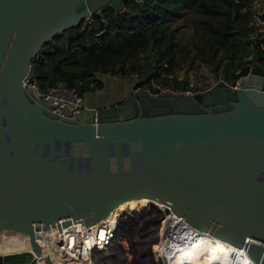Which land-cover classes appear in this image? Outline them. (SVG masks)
I'll list each match as a JSON object with an SVG mask.
<instances>
[{"label":"water","instance_id":"1","mask_svg":"<svg viewBox=\"0 0 264 264\" xmlns=\"http://www.w3.org/2000/svg\"><path fill=\"white\" fill-rule=\"evenodd\" d=\"M126 1L0 0V264H33L34 231L90 226L140 199L264 264L263 66L193 95L134 90L93 125L23 92L48 42ZM254 15L264 23V0Z\"/></svg>","mask_w":264,"mask_h":264},{"label":"trees","instance_id":"2","mask_svg":"<svg viewBox=\"0 0 264 264\" xmlns=\"http://www.w3.org/2000/svg\"><path fill=\"white\" fill-rule=\"evenodd\" d=\"M254 1L127 0L121 12L104 9L48 42L31 64L32 82L40 90L65 82L84 96L103 87L102 77L135 76L139 80L134 79L133 90L159 93L150 84L155 78L170 91L166 95L197 93L173 70L181 62L197 59L214 72L222 68L225 83L235 86L243 67L254 63L264 67V28L254 27L253 17L247 16ZM190 11L202 16L194 24V52L176 39L171 28L172 21ZM249 24L256 30L254 38ZM244 50L252 51L248 61ZM149 204L130 206L120 216L116 212L120 218L116 237L105 250L93 254V264H162L156 252L160 253L159 230L167 211Z\"/></svg>","mask_w":264,"mask_h":264},{"label":"built area","instance_id":"3","mask_svg":"<svg viewBox=\"0 0 264 264\" xmlns=\"http://www.w3.org/2000/svg\"><path fill=\"white\" fill-rule=\"evenodd\" d=\"M260 4L261 0H255L253 3L255 6H259ZM254 13L253 26L256 28H264V23H261L255 17ZM237 74L239 75V72ZM22 90L36 104L50 111L58 119L75 121L79 124L93 125L98 123L96 111L93 112L90 122L83 121V96L78 93L76 88L70 87L65 82H58L46 90H40L32 81L24 79L22 82ZM157 207L162 211H167V215L161 224L164 227L162 237L164 236V241L169 243L172 224L175 223L177 218L181 219L183 217L173 213L167 207ZM119 219L106 218L90 226H86L80 221H74L70 227L61 231L58 228L34 231V237L38 244L40 254L35 258L33 264H93V254L97 251L105 250L113 241V232L117 227ZM180 231H183L182 228ZM184 245L185 248L182 251L187 250L188 241ZM157 254L160 256L162 264H169V258L165 254ZM215 264L256 263L249 256L245 248L230 245L227 252Z\"/></svg>","mask_w":264,"mask_h":264},{"label":"bare ground","instance_id":"4","mask_svg":"<svg viewBox=\"0 0 264 264\" xmlns=\"http://www.w3.org/2000/svg\"><path fill=\"white\" fill-rule=\"evenodd\" d=\"M144 202L151 203L148 199L125 202L112 211L106 218H118L128 207L133 205H137L136 207H138ZM117 211H119V216H116ZM181 228L183 231H180ZM161 231L164 232V227ZM164 240L163 236L160 241L159 252L169 258V264H215L230 247L228 243L193 227L184 218H177L175 223L172 224L169 237L170 242L166 243ZM186 241H188L187 250L182 251L185 248L184 244ZM175 249H177L176 252Z\"/></svg>","mask_w":264,"mask_h":264},{"label":"rangeland","instance_id":"5","mask_svg":"<svg viewBox=\"0 0 264 264\" xmlns=\"http://www.w3.org/2000/svg\"><path fill=\"white\" fill-rule=\"evenodd\" d=\"M260 10H261V4L259 6L253 5V8L248 12L247 16L253 17V12H259ZM200 18H202V16L190 11L186 14V16L184 18L175 19L174 21L171 22V28L175 31L176 39L178 41L186 44L187 47L191 50V52H194L193 47H192V43L197 41L196 38L194 37V24H199ZM85 22L86 21L82 22L81 24H84ZM250 26H252V24L251 25L249 24L248 27L250 28ZM250 30H251L250 31V38H254L256 30H253L251 28H250ZM260 31L262 32L263 29H261ZM53 40H54V38L52 39V41ZM262 46L264 48V43H262ZM175 50H177V49H175ZM242 54L244 56L245 61H248L252 58V51L251 50H244L242 52ZM176 57L178 58V60L180 62V55H179L178 51L176 52ZM173 70H174V76L178 80L186 79L188 82V87L192 88L193 90L198 91L197 93L205 92V91L209 90L210 88H212L213 86H215L216 84L225 83V81L223 79V75L221 73L222 68H219L217 72H214V71H212L210 66H208L207 64L199 62L197 59H194L191 62L190 61L181 62V63H179L178 66L174 67ZM162 73L163 72L161 71L160 74H162ZM169 77L171 78L172 76H169ZM102 78H101V81H102ZM134 79H137V81L139 80L135 76H134ZM134 79H127V80L135 82ZM150 84L153 88H155V90H157V89L159 90V93H157V94H153L154 92H152V91L150 92L149 90H147L152 95L164 96V95H166L167 92H170V91L165 89L162 81H160L159 79H157V80H155V78L152 79V82ZM160 92H162V93L160 94ZM183 93L188 94V95L196 94V93H192L189 91L183 92ZM150 205H152V203H150L147 207H149ZM146 208H142V209H146ZM128 209H130V208H128ZM127 213H129V212H127ZM126 214L124 216H122L121 218L125 217ZM162 225L163 224H161V227L159 230V242H160L161 237H162V231H161L162 227H163ZM156 253H158V252H156Z\"/></svg>","mask_w":264,"mask_h":264},{"label":"crops","instance_id":"6","mask_svg":"<svg viewBox=\"0 0 264 264\" xmlns=\"http://www.w3.org/2000/svg\"><path fill=\"white\" fill-rule=\"evenodd\" d=\"M133 85L134 82L127 79L113 76L103 77V87L100 90L87 93L83 96V121L90 122L94 111L115 105L122 101L134 91Z\"/></svg>","mask_w":264,"mask_h":264}]
</instances>
